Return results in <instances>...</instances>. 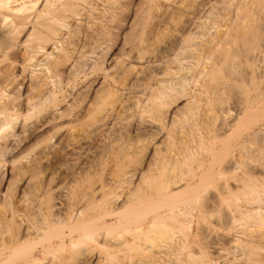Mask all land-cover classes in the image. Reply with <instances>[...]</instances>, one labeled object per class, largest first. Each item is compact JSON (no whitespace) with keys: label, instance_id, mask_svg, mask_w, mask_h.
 Returning a JSON list of instances; mask_svg holds the SVG:
<instances>
[{"label":"bare ground","instance_id":"1","mask_svg":"<svg viewBox=\"0 0 264 264\" xmlns=\"http://www.w3.org/2000/svg\"><path fill=\"white\" fill-rule=\"evenodd\" d=\"M155 1L0 0V225L7 224L6 229L0 227V264H12L15 256L24 254L22 264H40L39 258L23 249L33 238L48 239L41 250L47 264H64L55 251H63L68 244L75 252L82 251L85 246L81 250L79 244L87 240L97 241L107 252L117 247L130 250L120 235H113L121 223L106 221L114 209L120 210L113 206L120 202V196L113 202L115 196L106 199L102 188H91L76 197L71 188L78 170L85 173L94 166L90 150L98 146L100 138L108 135L109 139L112 134L120 141L115 152L125 158L132 152V136L139 127L128 118L136 113L140 120L150 116L161 123L155 135L163 138L171 109L181 111L178 102L182 98L193 102L200 95L186 75L169 79V67L161 63L172 47L191 50L193 37L174 39L161 50L163 56L159 52L161 56L155 61L128 75L131 66L126 62L131 51L126 47L132 44ZM223 1L229 5L235 0ZM253 1L258 5L264 2ZM206 4H198L194 16L200 15ZM246 27L243 25L244 33L252 30V23ZM235 66L230 62L227 74L216 73L214 77L211 96L218 146L213 160L202 162L185 147L188 174L163 190L161 195L170 199L169 212L155 216L146 232L134 236L133 243L143 253L138 252L137 258L132 253L130 257L138 260L128 259L132 264H168L165 259L172 254L174 264H214L209 250L224 264H264V91L253 102L246 99L255 79L237 73ZM118 83L123 86L122 95ZM120 103L131 108L129 116L120 113ZM89 119L92 126L84 134L67 140L70 129L86 126ZM144 147L142 169L125 174L120 179L121 188L130 184L131 178L134 182L141 178L137 189L140 181H146L150 163L158 159L155 155L160 151L158 145L150 156V148ZM193 161L203 167L201 172L193 173L189 165ZM131 197L132 193L127 200ZM108 203L112 210L106 208ZM88 210L94 213L85 216ZM167 220L170 225H165ZM16 223L21 229L20 240L11 246L4 237ZM193 224L196 233L190 232L195 229ZM157 227L163 228L166 246L154 252ZM52 231H56L53 237ZM193 232L197 247L188 242Z\"/></svg>","mask_w":264,"mask_h":264},{"label":"rangeland","instance_id":"2","mask_svg":"<svg viewBox=\"0 0 264 264\" xmlns=\"http://www.w3.org/2000/svg\"><path fill=\"white\" fill-rule=\"evenodd\" d=\"M201 2H204V5L207 3V6L203 8V11L201 10L202 12L200 11V15L194 16V10ZM151 6H153V9L149 11L144 21H142V25L138 27L140 31L136 34L137 37L135 36L132 44L126 47L129 52L131 51V58L129 62H126V64L130 63L128 67L131 66V73H128V75H134L141 71L142 68L144 69L148 61H155L157 56H161L158 53H161V50L164 51V48H167L174 39H181L183 36L184 38L186 36L193 37L195 46L191 50L185 51L184 49L172 47V53L169 52L172 57L170 54H167V56H165L166 58L160 61L163 65L166 63L164 67H169V79L176 80L177 77L186 75L190 80L191 86L197 90L200 95L193 102L189 100L188 97H184L186 99L182 98L180 102H178V107L181 111L176 110V108L173 111L171 109V114L170 112L168 113L170 118L173 116L171 119L169 118V120L172 121L174 119L175 122L172 124L170 121L169 126L164 130L165 137L168 136L166 142L164 136L162 138L159 134L155 135V132L161 128V123L151 119L148 115H144L140 120L136 113L137 118H128V121L132 123L137 121L139 127H136L137 130L133 133L132 138L135 140L134 142L132 141L130 145V150H132V152L129 150L130 152L127 154V157H118L120 155L118 153L120 152H115L114 149H120V147H116L120 141L116 140L112 134L109 135V139L107 138L108 135L102 137L103 139L100 138L98 146L96 148H91V150L94 151L92 153L90 150V156L92 155L91 159L94 158L93 162L95 164L88 172L86 170L84 171L85 173H83L82 169L81 171L78 170L75 174L76 176H74L76 181L73 183L74 185H72L71 192L74 196L79 197L86 189L102 188L106 199L108 196H115V198H113V200H115L119 195L120 204H116V201H119V199H117L113 201L116 202L113 206L120 210L117 211L113 207L117 214L114 213L115 215L113 214L107 217L106 221L109 222V224H114V222L115 224L121 223L118 228L115 227L116 230L114 229L113 235H120V239H124V243L131 248L128 250L124 247H117L107 252V250L101 249L97 241L87 240L85 243L83 242L84 245L79 244L80 249L85 246V250L81 249L82 251L79 250L77 252L76 250L75 252V248L68 244L63 247L65 248L63 251H57L62 248H58L55 251L56 257L60 260V263L132 264L134 259L138 261L136 258L143 252H141V249L138 250L137 245L133 243L134 236L137 233L146 232L155 216L169 212L171 207L170 199L164 198L161 194H163L162 192L165 187L170 186L174 180H180L185 173L188 174L184 166L186 160L185 147H189L190 149H188L193 151L195 158L201 159L202 162L212 161V158L215 156L214 154L218 146L215 138L217 123L214 119L215 107L211 96L215 84V74H227L228 64L234 61L237 73L255 79L256 87L253 85L248 89V93L245 95L246 99L253 102L257 94L264 91V2L258 5L253 0H235L228 5L223 0H156ZM253 19L255 20L254 22ZM251 23L252 30L248 29L244 33L243 31L245 30H243V25L245 29H247L246 24L250 26ZM136 32L137 31H134V33ZM130 48L132 49L130 50ZM173 48L175 50L174 55ZM153 55H156L155 58L150 57ZM123 68H125V66ZM195 85H197V87H195ZM118 88H120V95H122L124 89L120 83H118ZM119 110L120 113L126 117V115L129 116L131 108H127V106L124 108L120 103ZM94 115L99 117L100 114ZM187 120L189 121L187 122ZM90 126H92V120L89 119L86 126L82 127L77 125L70 129L71 135L69 136V133L67 134V140L71 138L73 139L72 141H74L75 137L79 138L85 133L84 130L89 129ZM84 127L87 128L85 129ZM110 138L116 141L113 142L114 140L111 141ZM163 139L164 143L161 144ZM235 140L236 138H233L231 142L233 143ZM108 145L109 147H107ZM158 145V151L160 152L157 155L158 157L156 155L155 157L158 158L157 160L159 162L153 158L152 161L155 163L151 161L152 163L150 164H155V167L152 168L154 165H150L151 169L147 172L148 174L144 173L146 170L142 172L147 176H145L146 181H140L141 183L139 184L142 185H139L140 187L138 186L137 189L135 187H137L139 179L141 178L134 179V182L130 174L131 177L129 178H131L134 184L132 183V185L129 179L131 185L127 183L121 188L120 179H122L125 174L131 170V172H133V169H142L141 166H143V163L141 161H145L143 159L146 158V150H143V147L148 146L150 148L148 150V155L152 156L155 152V147ZM148 147L144 148L147 149ZM38 150L40 151L41 148ZM112 150L114 151L112 152ZM142 150L144 152H142ZM39 151H35V153H39ZM112 153L118 155L116 156ZM156 162L160 163L159 166L157 163L158 168L156 167ZM198 164L199 163L195 161L189 162V165H191L193 169V173L202 171L203 167ZM140 177H142V175ZM211 184L215 183L212 182ZM210 190L212 191V186ZM6 191L7 186L3 189L4 193H6ZM131 193L132 197L130 200H127V197L129 199ZM121 199H124V202ZM127 201L128 203L124 206L123 203ZM111 205L108 203L109 207L107 206L106 208L109 210ZM88 212H91V210L86 211L85 216L89 214ZM91 213L89 214L90 216ZM170 223V220L165 221V225H170ZM17 225L19 226L17 223L13 225V227L11 226L12 229L10 233L5 235L6 238L4 237V241L7 243L9 242L11 246L16 245L20 240L19 234L21 229ZM0 227L6 229L7 224L4 223L0 225ZM195 227H197L196 224H193V228ZM196 229L197 228L192 229L190 232L192 233V231L195 230L194 232L196 233ZM219 231L229 237L231 236V234L222 229ZM194 232L192 236L189 233L188 242L190 246L197 247L199 243L198 239L194 236ZM55 233L56 231H52V237ZM154 238V252H157L159 247L166 246L163 228L157 227L154 229ZM53 240H57V238L54 237ZM47 242L48 239L43 241L39 238H33L27 240L23 249L28 250L29 253L32 252L37 259L39 258L41 260L42 264H47V261H43L45 257L41 255V250ZM143 248H146V246H143ZM213 252L215 251L209 250L208 252L213 259V263L224 264L225 262H223L222 259H217ZM132 253L135 254L133 255L136 258L133 259V257H130L133 256ZM24 255L15 256L12 260V264H22ZM174 255L175 254H172V258L168 257V261L165 259V262L174 264ZM169 258L172 259L171 262ZM72 259H75V261ZM62 260L63 262H61Z\"/></svg>","mask_w":264,"mask_h":264}]
</instances>
